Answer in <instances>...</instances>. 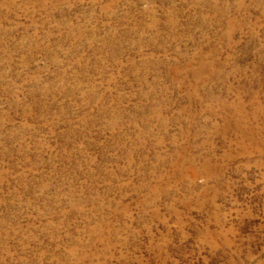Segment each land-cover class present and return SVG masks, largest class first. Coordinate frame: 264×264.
<instances>
[{"label": "rangeland", "instance_id": "1", "mask_svg": "<svg viewBox=\"0 0 264 264\" xmlns=\"http://www.w3.org/2000/svg\"><path fill=\"white\" fill-rule=\"evenodd\" d=\"M0 264H264V0H0Z\"/></svg>", "mask_w": 264, "mask_h": 264}]
</instances>
